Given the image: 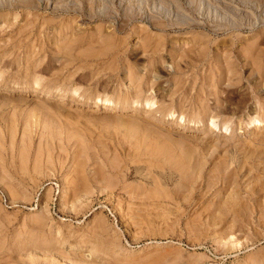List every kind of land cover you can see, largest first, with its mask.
<instances>
[{"label": "rangeland", "instance_id": "rangeland-1", "mask_svg": "<svg viewBox=\"0 0 264 264\" xmlns=\"http://www.w3.org/2000/svg\"><path fill=\"white\" fill-rule=\"evenodd\" d=\"M0 264H264V0H0Z\"/></svg>", "mask_w": 264, "mask_h": 264}, {"label": "bare ground", "instance_id": "bare-ground-1", "mask_svg": "<svg viewBox=\"0 0 264 264\" xmlns=\"http://www.w3.org/2000/svg\"><path fill=\"white\" fill-rule=\"evenodd\" d=\"M105 106H107V105H105ZM238 229V228H237Z\"/></svg>", "mask_w": 264, "mask_h": 264}]
</instances>
